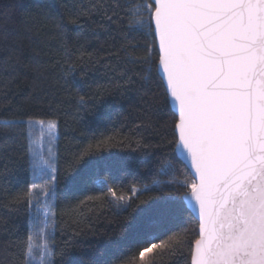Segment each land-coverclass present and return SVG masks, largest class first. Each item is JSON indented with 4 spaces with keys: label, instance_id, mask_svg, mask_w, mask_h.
Instances as JSON below:
<instances>
[{
    "label": "snow or ice",
    "instance_id": "6c2138e0",
    "mask_svg": "<svg viewBox=\"0 0 264 264\" xmlns=\"http://www.w3.org/2000/svg\"><path fill=\"white\" fill-rule=\"evenodd\" d=\"M116 8L121 5L117 3ZM90 15V11L69 9L67 23L63 16L57 20L65 60L56 61L54 67L65 75L77 67L67 58L69 25L83 28L81 18ZM105 18L108 26L101 27L110 35L116 31L111 25L116 24L126 38H149L143 55L137 54L138 43H121L110 55L121 61L125 74L144 71L141 80L146 90L155 85L152 99L168 109L171 117L168 147L190 178V182L178 178L175 163L169 161L160 169L169 179L131 188V197L153 190L182 193L179 199H171L177 211L187 212L192 225L167 240L146 241L138 258L143 260L156 250L172 255L177 250L183 255L186 250V264H264V0H128L120 11L106 10ZM93 57L94 53L82 50L77 60L84 64ZM12 60L11 55L4 58L14 69ZM85 99L80 96L79 102ZM11 103L7 99L4 106ZM37 126L40 134L34 137ZM17 127L25 129L24 155L32 182L3 206L27 202L31 208L34 190L40 189L47 197L55 188L58 168L51 144L58 122L20 106L10 117L0 118V137L9 136ZM46 135L47 155L43 150ZM92 154L89 145L76 163ZM97 183L100 195L80 200L78 212L91 211L92 202L105 198L117 209L130 207V197L117 195L108 186V177ZM42 212L39 264H55V245L49 243L55 226L49 217L55 212L47 203ZM33 228L22 242L21 264H34L37 233ZM121 264H137V260L133 257Z\"/></svg>",
    "mask_w": 264,
    "mask_h": 264
},
{
    "label": "trees",
    "instance_id": "16d2710c",
    "mask_svg": "<svg viewBox=\"0 0 264 264\" xmlns=\"http://www.w3.org/2000/svg\"><path fill=\"white\" fill-rule=\"evenodd\" d=\"M127 2L0 0V118L10 117L22 106L58 122L53 148L58 168L55 188L47 197L40 189L34 190L31 208L27 202L3 206L23 194L32 182L24 155L25 129L17 127L9 136L0 137V264H21L22 242L30 227L37 233L43 226L41 212L46 202H51L55 212L50 218L55 226L49 240L55 245V264H121L133 257L137 264H186V250L183 255L179 250L175 255L156 250L143 260L138 258L146 241L167 240L192 225L187 212L177 211L171 199H179L182 193L153 190L131 197L133 186L139 189L154 179H169L160 174L161 166L179 158L168 147L169 110L152 99L155 85L146 90L141 80L144 71L125 74L121 61L110 55L121 43H138L137 54L143 55L149 40L137 35L126 38L116 24L111 25L116 29L111 35L101 27L108 26L106 10L120 11ZM69 9L73 13L90 11L91 15L81 18L83 28L69 25L67 58L77 67L65 75L54 67L56 61L65 60L55 25L59 16L67 23ZM82 50L94 57L79 64ZM9 55L14 69L4 62ZM130 79L134 83L130 84ZM80 96L86 98L83 104ZM7 99L12 101L10 107L4 106ZM105 140L106 144L99 143ZM89 145L93 154L77 164L76 159ZM175 173L190 182L180 163H175ZM104 177L117 195L130 197V207L117 209L105 198L92 202L91 211L78 212L80 200L100 195L97 181ZM35 242L39 244L37 235ZM34 257L38 264L36 248Z\"/></svg>",
    "mask_w": 264,
    "mask_h": 264
},
{
    "label": "rangeland",
    "instance_id": "374dc122",
    "mask_svg": "<svg viewBox=\"0 0 264 264\" xmlns=\"http://www.w3.org/2000/svg\"><path fill=\"white\" fill-rule=\"evenodd\" d=\"M39 128H38V126H37V128H36V130L33 132V136L34 137H36V136H39ZM56 138H57V133H56V136H55V140H56ZM55 140L52 142V144H51V147H52V149L54 148V145H55ZM48 147H49V138L47 137V135L44 137V144H43V150H44V153H45V155H47V150H48ZM35 182H37V183H40V181H35ZM47 204H51V202L49 203V202H46ZM45 203V204H46ZM43 208H44V206H43ZM41 215H42V217L44 218V216H43V212H41ZM51 218V216L49 217V219ZM37 238H38V240H39V244H40V237H39V235H38V232H37ZM39 244H37V251H39ZM35 263H38L39 264V260H37Z\"/></svg>",
    "mask_w": 264,
    "mask_h": 264
}]
</instances>
